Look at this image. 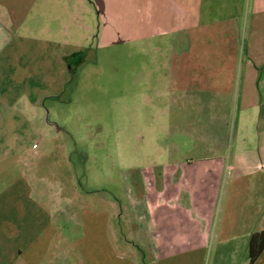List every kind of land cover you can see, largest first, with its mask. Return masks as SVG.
Segmentation results:
<instances>
[{
	"label": "crops",
	"instance_id": "obj_1",
	"mask_svg": "<svg viewBox=\"0 0 264 264\" xmlns=\"http://www.w3.org/2000/svg\"><path fill=\"white\" fill-rule=\"evenodd\" d=\"M93 19L102 35L151 36L164 54L153 64L164 69L165 111L212 115L213 147L226 150L132 170L110 218L85 209L83 264H251V236L264 232V0H0V65L20 68L18 53L34 36H47L41 44L52 52L57 35H90ZM128 19L138 23L124 27ZM56 61L75 71L72 54ZM17 178L0 167V264H75V207L68 203L61 221L57 205L29 206L22 187H9ZM108 218L127 229L114 238L127 239V258L92 245L98 222L107 241Z\"/></svg>",
	"mask_w": 264,
	"mask_h": 264
},
{
	"label": "rangeland",
	"instance_id": "obj_2",
	"mask_svg": "<svg viewBox=\"0 0 264 264\" xmlns=\"http://www.w3.org/2000/svg\"><path fill=\"white\" fill-rule=\"evenodd\" d=\"M95 22L90 35L76 29L75 35L55 36L60 46L52 52L41 44L47 36H34L18 53L20 68L0 65V167L10 165L18 178L9 187H22L29 206L53 204L62 212L68 203L75 207V264L84 263L78 252L85 209L92 206L93 220L105 209L110 218L124 200L132 170L226 150L213 147L212 115H176V106L165 111L164 69L153 64L164 54L153 50L151 36L142 30L102 35ZM137 23L122 22L124 27ZM56 54H72L69 66L75 71L57 62ZM228 124V144L235 145V122ZM28 216L34 219L35 213ZM66 217L67 212L59 216ZM97 225L91 229L95 250L130 256L127 239L114 241L127 236L123 223L109 220L107 241L100 239L102 222V228Z\"/></svg>",
	"mask_w": 264,
	"mask_h": 264
},
{
	"label": "trees",
	"instance_id": "obj_3",
	"mask_svg": "<svg viewBox=\"0 0 264 264\" xmlns=\"http://www.w3.org/2000/svg\"><path fill=\"white\" fill-rule=\"evenodd\" d=\"M249 251L251 264H255L264 252V232L254 233L251 236Z\"/></svg>",
	"mask_w": 264,
	"mask_h": 264
}]
</instances>
